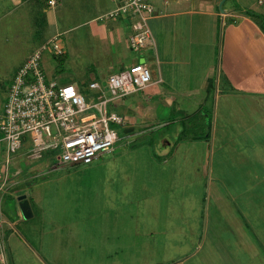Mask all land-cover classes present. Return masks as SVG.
Segmentation results:
<instances>
[{
	"label": "rangeland",
	"instance_id": "rangeland-1",
	"mask_svg": "<svg viewBox=\"0 0 264 264\" xmlns=\"http://www.w3.org/2000/svg\"><path fill=\"white\" fill-rule=\"evenodd\" d=\"M93 1L81 0L72 21L80 20L81 24L85 18L90 20L91 12L97 14ZM69 2L72 4L73 0ZM80 4L84 5L83 9ZM57 6V14L61 9L64 11L63 4ZM62 15L71 14L67 10ZM60 22L71 23L64 17H60ZM21 24H0V111L8 102L17 69L41 42L37 39L40 33L36 37L29 32L34 25ZM85 31L86 27H82L78 34L75 32L76 36L85 38L76 39V44L88 41ZM75 34L62 37L69 58L66 54L56 56L45 51L42 67L47 78L61 86L74 85L89 98L97 93L89 88L85 66L80 65L78 58L70 60ZM149 67L152 72V65ZM233 106H229L223 129L219 125L215 128L213 119L202 123L204 142L195 144L194 151H190L195 147L191 143L183 146L180 153L175 149L164 153L165 147L156 141L168 135L174 126H164L141 137H128L119 127L120 141L114 152L89 165L47 171L40 178L39 192L36 191L39 198L38 204H33L35 217L14 225L17 237L13 256H9L10 250L7 251L0 237L3 256L0 264H38L20 241L29 242L51 261V255H56L55 248L49 251L53 226L57 229L73 226L64 228L68 231L79 228L93 241L94 247L110 246L120 256L114 264H264V109L247 115L250 112L244 106ZM213 129L220 134L214 135ZM176 138L179 146L191 135ZM0 147L5 149V143ZM53 155L57 154L44 157L52 159ZM14 161L6 186H13ZM0 162L2 167L5 153ZM54 163L57 161L52 159ZM8 193L0 190V218L5 221L2 215L9 216L18 210L17 197ZM207 226L211 230V242L207 236L203 245ZM3 230L7 235L11 233ZM67 239L64 235L63 240ZM79 248L65 245L58 254L64 259L62 264H68L69 260L63 255L65 250L68 255Z\"/></svg>",
	"mask_w": 264,
	"mask_h": 264
},
{
	"label": "crops",
	"instance_id": "crops-1",
	"mask_svg": "<svg viewBox=\"0 0 264 264\" xmlns=\"http://www.w3.org/2000/svg\"><path fill=\"white\" fill-rule=\"evenodd\" d=\"M66 1L69 2L57 0V5L63 4L64 8L57 14L58 6L51 8L49 0H0V24L34 25L35 28L29 32L32 36L40 33L39 37L36 36L41 41L37 47L59 36L67 58L69 53L62 40L63 35L78 34L79 29L86 27L84 34L88 41L85 43L76 44V39L85 38L73 35L75 46L70 60L73 62L78 58L80 65L85 66L90 83L103 85L111 74L141 61L152 65V85L131 96L116 99L110 106L111 110L126 119L122 129L128 137H141L161 127L174 126L168 132L169 136L164 135L156 143L165 147V154L172 149L180 153L185 145L192 143L195 146L204 142L201 132L205 125L202 123L207 119H213L215 128L219 125L223 129L229 106H244L250 112L247 115L256 114L254 111L261 107L264 109V22L259 19L260 16L264 18V0H147L155 10L148 20L154 44L150 43L139 52L132 51L129 46L134 19L123 14L108 17L110 12L122 5L123 0H94L92 7L97 14L91 12L90 20L85 18L81 24L80 20L75 23L71 19L81 0H73L68 5ZM80 6L84 8L83 4ZM67 10L71 15L63 16L62 13ZM60 17L69 18L71 23L62 24ZM65 27L66 30H63ZM14 29L11 28L12 31ZM37 47L25 56L16 73ZM262 114L264 117V110ZM187 122H191L190 125ZM212 132L214 134L215 129ZM182 134H188V137L190 134L191 138L178 146L176 137L179 139ZM30 146L25 144L11 161L10 167L16 159L11 175L13 186L0 188L17 197L18 210L11 214L17 218L12 220L11 215H2L7 221L0 218V237L8 247L7 251L10 250L9 256H13L16 245L14 225L35 217L33 204H38L36 191L39 192L41 186L40 178L53 169L52 161L46 157L29 159L26 151ZM2 153L5 149L0 147V157ZM3 172L2 166L0 179ZM4 228L11 233L7 235ZM51 228L53 241L49 251L52 248L56 250V255L50 257L51 261L46 260L29 242L20 241L24 244L20 245L32 253L30 256L33 255L38 264H62L64 259L58 254L62 253L65 245L67 248L75 245L77 250L82 248L68 255L66 250L63 252L64 257L69 258H66L68 264H114L120 257L118 251L113 252L106 244L94 247L93 241H89L87 234L79 228L70 231L68 226ZM210 234V228L205 227L203 245L207 236L211 242ZM64 235L67 240H63ZM0 259L3 260L1 253Z\"/></svg>",
	"mask_w": 264,
	"mask_h": 264
},
{
	"label": "built area",
	"instance_id": "built-area-1",
	"mask_svg": "<svg viewBox=\"0 0 264 264\" xmlns=\"http://www.w3.org/2000/svg\"><path fill=\"white\" fill-rule=\"evenodd\" d=\"M49 5L55 7L57 0H49ZM154 12L147 0H123L108 17L123 14L134 19L129 46L132 51L139 52L150 43L154 44L148 26ZM45 51L56 56L65 54L59 36L37 49L19 69L9 91L8 103L0 111V132L6 144L2 187L8 183L13 157L27 143L31 146L26 154L31 160L56 153L52 156L57 161L53 169L89 165L104 154L114 152L120 141L118 128L125 125L126 119L111 111V104L154 83L147 63L138 62L111 74L103 85L90 83V90L99 95L87 98L74 85L61 86L48 80L42 67Z\"/></svg>",
	"mask_w": 264,
	"mask_h": 264
},
{
	"label": "trees",
	"instance_id": "trees-1",
	"mask_svg": "<svg viewBox=\"0 0 264 264\" xmlns=\"http://www.w3.org/2000/svg\"><path fill=\"white\" fill-rule=\"evenodd\" d=\"M252 15H254V14H252ZM259 18H261V20L264 22V18L263 17H259ZM63 56V55H62ZM61 58V57H60ZM8 103V102H7ZM5 154H6V144H5ZM10 168V167H9ZM1 181H2V178L0 179Z\"/></svg>",
	"mask_w": 264,
	"mask_h": 264
},
{
	"label": "water",
	"instance_id": "water-1",
	"mask_svg": "<svg viewBox=\"0 0 264 264\" xmlns=\"http://www.w3.org/2000/svg\"><path fill=\"white\" fill-rule=\"evenodd\" d=\"M141 62H144V61H141Z\"/></svg>",
	"mask_w": 264,
	"mask_h": 264
}]
</instances>
